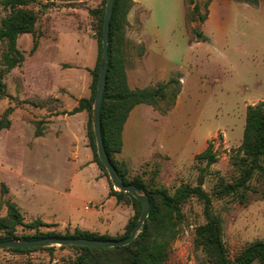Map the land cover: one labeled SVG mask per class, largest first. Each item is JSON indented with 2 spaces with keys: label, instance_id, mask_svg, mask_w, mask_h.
<instances>
[{
  "label": "rangeland",
  "instance_id": "obj_1",
  "mask_svg": "<svg viewBox=\"0 0 264 264\" xmlns=\"http://www.w3.org/2000/svg\"><path fill=\"white\" fill-rule=\"evenodd\" d=\"M195 1L199 11L190 21L194 5L183 0H132L122 43L128 87L155 88L175 78L179 93L171 100L170 85L158 107L132 109L114 159L125 162L128 178L142 177L149 190L163 187L173 195L183 186L201 187L234 259L264 239V173H254L240 191L244 201L222 191L238 176L232 156L242 142L246 108L264 102V0ZM44 4L28 3L38 16L36 51L30 55L31 34L19 36L25 61L3 78L7 97L0 99V116L11 108L12 124L0 132V216L10 201L26 224H45L40 232L77 229L119 239L136 219L137 207L129 199L116 202L107 172L94 161L92 110L69 114L80 98L90 97L98 45L96 20L88 11L102 0ZM8 13L0 5V25ZM3 47L0 42V53ZM208 145L216 156L211 165L196 159ZM205 223L201 199L192 196L180 204L165 264H207L194 241ZM63 247L3 250L0 264H72L79 251Z\"/></svg>",
  "mask_w": 264,
  "mask_h": 264
},
{
  "label": "trees",
  "instance_id": "obj_2",
  "mask_svg": "<svg viewBox=\"0 0 264 264\" xmlns=\"http://www.w3.org/2000/svg\"><path fill=\"white\" fill-rule=\"evenodd\" d=\"M44 1L46 7L54 3V0ZM183 1L189 5H194L187 17L191 21L192 15L199 11V5L195 0ZM29 2L30 0H0V5L9 10L8 15L1 20L0 25V42L4 44L0 53V99L7 97L5 94L6 85L3 81L5 74L20 67L25 61L24 54L17 47L19 36L23 34L33 36L30 55L38 47V38L35 36L38 16L32 8L28 7ZM105 2L106 0H102L101 6L88 11L96 20L95 30L98 45L97 63L92 70L90 97L80 98L78 105L69 114L82 111L90 114L92 110L101 59V34ZM132 3V0H114L112 8L108 31V66L100 108L101 136L106 154L122 182L126 185H135L147 194L150 201V212L142 229L130 244L108 249L70 247L79 251L72 264H165L171 242L176 236V218L179 215V206L192 196L198 197L204 203L206 223L198 227L194 241L195 246L204 252L207 264H264V239L248 244L234 259L229 258L222 242L220 222L211 213V198L201 187L183 186L178 188L173 195H170L168 190L163 187L149 190L146 188L142 177H127L128 168L125 162L115 161L114 155L119 154L122 149L123 126L132 109L140 104L158 107V101L165 98L166 90L170 85L175 86L171 100H174L179 93V79L175 78H171L155 88L132 90L128 87L122 43L124 26L126 25L125 16ZM194 19L195 17H193ZM197 19L203 22L206 17L205 15H199ZM196 37L202 38V34L197 32ZM11 111V108H9L0 116V132L10 128ZM35 135H41V131L37 128ZM90 139L94 147V137L91 131ZM196 159L206 160L208 165L216 162V156L213 154L210 145L202 153L196 155ZM94 161L104 170L95 152ZM232 161L233 166L238 171V176L231 183L224 185L222 191L225 195H238L241 201H244L245 194H239L240 191L246 189L247 183L254 173L258 171L264 173V165H261V162L264 161V102L247 106L242 142L234 151ZM113 196L116 198L117 203L129 199L131 204L137 207L136 219L126 225L125 234L119 239L77 229L71 234L40 232L39 227L45 224L38 220L26 224L23 214L15 203L5 201V214L0 216V242L34 240L45 237L85 238L90 240L125 239L137 223L141 204L125 192L115 191ZM19 229L34 230V233L19 234ZM50 248H19L7 251L20 253Z\"/></svg>",
  "mask_w": 264,
  "mask_h": 264
},
{
  "label": "water",
  "instance_id": "obj_3",
  "mask_svg": "<svg viewBox=\"0 0 264 264\" xmlns=\"http://www.w3.org/2000/svg\"><path fill=\"white\" fill-rule=\"evenodd\" d=\"M114 0H106L103 24H102V34H101V59L98 72V80L96 85L95 98L93 101L91 123L93 129V135L95 139V145L97 149V156L99 162L108 174V177L118 192H125L130 194L141 204L140 215L137 220L136 225L130 231L127 238L122 240H90L85 238H56V237H45L34 240H7L0 242V251L9 249H25V248H46L52 246H70V247H90V248H114L123 247L130 244L146 221L150 212V201L147 194L135 185H126L122 182L119 177L115 167L110 162L106 151L104 149V144L101 136V122H100V108L102 97L104 93L106 71L108 66V31L109 23L112 14ZM201 182L199 183V185Z\"/></svg>",
  "mask_w": 264,
  "mask_h": 264
},
{
  "label": "crops",
  "instance_id": "obj_4",
  "mask_svg": "<svg viewBox=\"0 0 264 264\" xmlns=\"http://www.w3.org/2000/svg\"><path fill=\"white\" fill-rule=\"evenodd\" d=\"M39 45V44H38ZM11 124H12V122H11Z\"/></svg>",
  "mask_w": 264,
  "mask_h": 264
}]
</instances>
